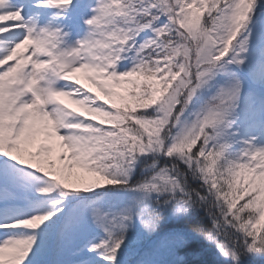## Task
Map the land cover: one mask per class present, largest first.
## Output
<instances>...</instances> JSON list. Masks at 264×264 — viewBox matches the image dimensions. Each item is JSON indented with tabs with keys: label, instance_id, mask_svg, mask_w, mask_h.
Wrapping results in <instances>:
<instances>
[{
	"label": "snow or ice",
	"instance_id": "6c2138e0",
	"mask_svg": "<svg viewBox=\"0 0 264 264\" xmlns=\"http://www.w3.org/2000/svg\"><path fill=\"white\" fill-rule=\"evenodd\" d=\"M33 6L0 0V264L264 259V0H96L70 48L74 0Z\"/></svg>",
	"mask_w": 264,
	"mask_h": 264
},
{
	"label": "rangeland",
	"instance_id": "374dc122",
	"mask_svg": "<svg viewBox=\"0 0 264 264\" xmlns=\"http://www.w3.org/2000/svg\"><path fill=\"white\" fill-rule=\"evenodd\" d=\"M35 0H10V6L13 9L23 8V15L25 17L32 16L36 13H39V17L37 19V23L39 26H44L46 21L51 17V15L56 11L55 9H38L33 5ZM79 3H85L84 9L80 10L79 8H75V10H69L66 14L65 18L57 19L52 23V27H59L62 33H67V35L61 37V44L59 47L62 48H70L76 45V42L82 39L88 30V26L84 23V21L89 18L93 13L89 10V5L95 6L96 0H74V5ZM73 80L79 79L82 84L85 85L86 88H92L94 92L93 86L87 81L84 73H74L72 74ZM72 82V81H69ZM61 100L68 104L69 107L77 108L78 106L71 103V101L67 97H61ZM245 128H241V136L246 135ZM230 139V138H229ZM239 146V145H237ZM79 171V170H77ZM86 175V174H85ZM2 231V230H0ZM3 237L0 236V239Z\"/></svg>",
	"mask_w": 264,
	"mask_h": 264
},
{
	"label": "trees",
	"instance_id": "16d2710c",
	"mask_svg": "<svg viewBox=\"0 0 264 264\" xmlns=\"http://www.w3.org/2000/svg\"><path fill=\"white\" fill-rule=\"evenodd\" d=\"M192 247L194 249L202 250V256L200 260L193 261L192 264H227L226 261L216 259L215 250L208 249V247L204 245L202 241L201 242L194 241ZM246 264H264V259L246 261Z\"/></svg>",
	"mask_w": 264,
	"mask_h": 264
}]
</instances>
